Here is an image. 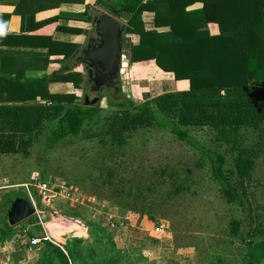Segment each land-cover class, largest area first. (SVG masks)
Listing matches in <instances>:
<instances>
[{"label": "trees", "instance_id": "trees-1", "mask_svg": "<svg viewBox=\"0 0 264 264\" xmlns=\"http://www.w3.org/2000/svg\"><path fill=\"white\" fill-rule=\"evenodd\" d=\"M196 3L201 6L194 7ZM95 4H101L115 17L126 19L125 35L138 36L136 43L129 42L130 63L153 59L162 70L172 72L176 80H187L188 88L166 91L139 103L123 95L121 90L111 93L106 89L107 104L111 108L105 110L100 101L78 102L79 95L75 93L48 90L49 82L69 81L76 90L84 91V76L80 72L67 69L26 78L24 82H19V75L9 80L0 76L2 122L22 135L48 127L46 140L51 147L66 138L79 136L85 126L97 125L91 137L109 145L110 156L121 154L133 132L151 127L167 130L200 154L197 164L207 163L205 174L216 184L222 208H245V182L254 170L260 145L257 141L248 145V141L252 133L258 137L264 133V0H99ZM144 11L153 13V28H145ZM4 14L0 12V19L6 17L7 22ZM201 22L217 23L219 32L211 34L208 29H197L196 24ZM42 44L48 49L44 54H37L33 62L42 59L43 68L52 61L75 58L79 47L78 43H65L52 37ZM53 55L61 58L52 60ZM250 79H259L261 84H252ZM191 128L209 131L213 142L223 147L225 153L197 143L190 134ZM226 153L232 156L229 165ZM185 172L192 174L193 171L185 168ZM107 173L112 174V170ZM169 176H177V171ZM192 184L177 183L169 193L180 195ZM17 197L28 199L26 193L14 192L6 200L11 204ZM160 201L165 203L167 199ZM116 205L129 208L120 203ZM68 209L65 212L70 213L68 216L78 217L73 209ZM217 223L225 226L219 228L224 233L221 236L230 234L241 243L239 264H264V229L260 225L241 234V220L231 218ZM35 224L36 218H27V225L34 227ZM12 232V226L5 223L0 231V243L9 239ZM89 232L94 234L92 239L76 235L61 241L60 245L42 241L36 260L29 264H122L107 227L90 223ZM32 233L29 230L27 236L36 237ZM28 247L37 248V245ZM101 249L111 254L101 255ZM22 259L23 255L18 254L11 261L17 264ZM224 261L217 257L209 264H224Z\"/></svg>", "mask_w": 264, "mask_h": 264}, {"label": "rangeland", "instance_id": "rangeland-1", "mask_svg": "<svg viewBox=\"0 0 264 264\" xmlns=\"http://www.w3.org/2000/svg\"><path fill=\"white\" fill-rule=\"evenodd\" d=\"M84 43L87 44L88 41L85 39ZM76 62L74 59L72 65H76ZM126 69L123 70L122 89L118 91L121 90L123 95L139 103L143 98L138 97L130 87V82L125 78ZM85 80L84 76L85 89L78 91V102H85V96L88 102L99 96L92 84L88 80L85 83ZM177 88L186 89L187 82H180ZM106 89L111 93L115 91L104 87L100 98L104 97L102 95H105ZM107 103V97L100 99V105L105 110L111 108ZM2 118L1 115L0 231L7 223V211L10 206L6 200L7 196L14 192L25 193L20 184L31 181L35 176L63 182L75 193L72 200L65 201L60 198L52 208L44 210L48 222H51L53 217L54 221L59 217H71L68 216L70 213H65L68 208L75 211L78 216L76 219L84 222V228L73 233V227L59 228L55 223L48 224L56 242L79 233L92 239L94 234L89 232L90 223L106 227L108 221L106 224L103 211L106 207L119 203L127 205L128 209L153 212L152 215L161 220L162 229H166L171 235L174 245L182 248L178 254L180 263L184 259L198 256L197 261L200 264H209L217 257L224 259V264H239L243 249L241 243L230 234H225L227 237L221 236L220 233L223 232L219 228L224 229L225 226L217 222L231 218L241 220V234L257 225L264 229V133L260 137L252 133L248 141V145L255 141L260 145L255 156L254 170L245 182V208L223 209L216 184L205 174L207 163L204 161L203 164H197L200 154L167 130L151 127L133 132L121 154L110 156L107 154L109 145H103L96 137H91L97 125L85 126L79 136L66 138L51 147L46 140L50 130L48 127L36 133L22 135L15 133L10 124L2 122ZM190 134L197 143L225 153L223 147H217L213 142L206 129L191 128ZM226 156L229 165L232 156L228 153ZM185 168H190L192 174L186 173ZM107 170H112V174L107 173ZM174 170L177 171V176L170 177L169 174ZM180 182L193 184L188 191L180 195L169 193L170 188ZM32 196L35 199L34 193ZM162 198L167 201L162 203ZM109 215L107 214L106 218ZM30 218L33 220L35 217L32 215ZM112 222L116 226L113 218ZM39 226L27 225V219L13 225L12 236L0 243V264H3L1 260L6 259L4 255L9 258V264H12V257L18 254L24 257L18 264L35 261L42 241L36 244L37 248L28 247L32 244L27 232L32 230V234L40 236L42 228ZM58 228L59 232H55ZM194 249L197 250L196 254ZM99 252L101 255L111 254L102 249ZM115 252L122 264H161L144 260L138 250L130 247L119 251L116 243Z\"/></svg>", "mask_w": 264, "mask_h": 264}, {"label": "crops", "instance_id": "crops-1", "mask_svg": "<svg viewBox=\"0 0 264 264\" xmlns=\"http://www.w3.org/2000/svg\"><path fill=\"white\" fill-rule=\"evenodd\" d=\"M96 1L99 0H0V12L5 13L4 15L7 14L8 17L7 22L6 17L0 19V76L9 80L15 79L19 75V82H24L26 78H39L53 72L60 73L70 69L72 72H80L86 78V71L81 63L76 62V65H72L75 58L68 61H52L46 68L42 66V59L36 62L33 60L37 58V54H44L47 51V46L42 43H45L46 38L49 37L65 43H78V51L82 50L86 46V43L83 44V40L88 41L93 35L91 21L94 10L110 14L101 4L96 5ZM199 6L201 3L194 5V7ZM115 18L122 23L126 22L123 17ZM142 21L145 28H153V13L144 11ZM196 28L208 29L211 34L219 32L217 23L213 22L198 23ZM77 29L82 31L79 32ZM126 36L132 43L138 41L137 35L126 34ZM126 52L125 55L128 58L129 50L127 49ZM60 58V55L50 56L52 60ZM125 78L130 82V87L133 88L135 94L138 97L141 96L140 98L143 100L166 91H176L180 82H187L188 88L187 80H176L172 72L162 70L153 59L129 62ZM250 83L260 85L261 81L250 79ZM47 88L50 92L75 93L76 95L79 91L69 81H52L47 84ZM106 208L103 211L106 224L107 214H110L116 223L114 228L108 224L106 227L113 236L117 250L124 251L129 247L136 249L148 262L200 264L197 261L198 256L184 259L180 263L178 254L182 248L174 245L173 239L166 229L156 230L163 225L161 220H158L154 215L128 210L116 204ZM55 232H59V229H56ZM41 233L36 237H41L43 232ZM79 235L83 236V233H79ZM28 239L31 238L28 237ZM196 251L194 249L195 254ZM3 257L6 259L1 262L9 264V258L5 255Z\"/></svg>", "mask_w": 264, "mask_h": 264}, {"label": "water", "instance_id": "water-1", "mask_svg": "<svg viewBox=\"0 0 264 264\" xmlns=\"http://www.w3.org/2000/svg\"><path fill=\"white\" fill-rule=\"evenodd\" d=\"M91 25L93 35L86 46L76 52V61L81 63L86 71L87 80L99 93L88 103L100 101L104 87L118 91L122 89L123 70L126 69L129 59L126 49L130 39L124 35L125 23L110 14L94 10ZM85 101V102H86ZM34 214V207L26 198H15L7 211L8 225H16Z\"/></svg>", "mask_w": 264, "mask_h": 264}, {"label": "built area", "instance_id": "built-area-1", "mask_svg": "<svg viewBox=\"0 0 264 264\" xmlns=\"http://www.w3.org/2000/svg\"><path fill=\"white\" fill-rule=\"evenodd\" d=\"M20 185L24 187L25 193L28 196V200L34 207L33 216L36 218V224L41 226L43 232L41 237H33L30 239V243L32 245L39 244L44 240H48L54 244L60 245V242H56L54 240L55 237L50 234L51 231L49 225L53 223H55L59 228L72 227V225H76L72 228V233L73 231H79L80 227L84 228V222L74 217H59L56 218L55 221L53 217L51 222L46 221V214L44 211L45 209L52 208V205L56 202H59L58 200L60 198L65 201H69L72 200V196H75V193L68 188L67 184L53 181L52 179L35 176L31 179V181L22 183ZM32 193L35 194V199L32 196ZM107 219L109 226L114 227L115 224L112 222V216L109 215ZM160 228L162 229L163 226L158 227L156 230L159 231Z\"/></svg>", "mask_w": 264, "mask_h": 264}, {"label": "flooded vegetation", "instance_id": "flooded-vegetation-1", "mask_svg": "<svg viewBox=\"0 0 264 264\" xmlns=\"http://www.w3.org/2000/svg\"><path fill=\"white\" fill-rule=\"evenodd\" d=\"M114 90V89H113Z\"/></svg>", "mask_w": 264, "mask_h": 264}]
</instances>
